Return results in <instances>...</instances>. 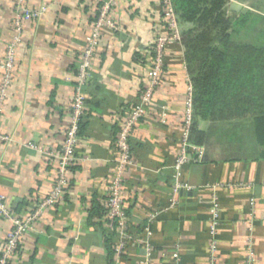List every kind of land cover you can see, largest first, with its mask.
<instances>
[{"label":"crops","instance_id":"1","mask_svg":"<svg viewBox=\"0 0 264 264\" xmlns=\"http://www.w3.org/2000/svg\"><path fill=\"white\" fill-rule=\"evenodd\" d=\"M100 2L28 0L30 7L47 6V11L24 23L12 83L0 112V134L9 138L0 140V194L15 210L22 200L26 204L43 200L54 186L56 158L28 144L55 155L61 150L75 95L77 58ZM114 17L119 29L102 31L93 59L80 162L68 174V193L45 210L24 237L15 264H110L104 227L90 211L107 198L121 119L139 102L150 45L165 34L161 0H118ZM14 19V0H0V64L14 39ZM138 56L143 60L137 61ZM3 78L0 70V90ZM187 78L182 42L168 44L156 93V102L168 108L167 121L161 124L155 113H149L131 140L135 165L124 186L130 227L139 234L149 216L158 213L152 226L150 264H209L211 199L216 193L222 207L218 263L246 264L252 239L256 264H264V160H225V147L218 142L214 150L203 147L202 162L191 160L182 171L190 189L182 192L177 206L169 207L173 165L184 132ZM210 126L199 121L200 130ZM252 198L257 202L254 217ZM11 228L9 220L0 218V250ZM177 252L179 260L173 257ZM145 257L143 248L130 246L119 260L113 256V262L142 264Z\"/></svg>","mask_w":264,"mask_h":264},{"label":"built area","instance_id":"2","mask_svg":"<svg viewBox=\"0 0 264 264\" xmlns=\"http://www.w3.org/2000/svg\"><path fill=\"white\" fill-rule=\"evenodd\" d=\"M118 0H102L103 4L94 15L91 34L86 42L84 50L77 58V74L75 95L73 98L69 125L65 133L62 148L58 154L44 151L35 143L28 144V147L44 155L56 158L57 175L51 192L39 202H30L24 206V211L18 212L9 202L6 196L0 194V218L9 220L12 228L0 250V264H15L21 254V247L24 237L35 228V224L49 208L55 207L67 195L70 188L69 172L79 164L80 157L78 149L81 144V122L87 111L88 96L86 88L93 80V59L100 46L102 31L105 28L118 30V24L114 17V7ZM162 15L165 25V34L159 35L150 45L147 55V74L145 85L140 92L139 102L130 108L120 122V131L115 146V170L108 187L107 198L103 202L106 208L105 214L100 218L104 229L115 234L114 257L116 260L122 258L130 246L141 247L146 252L142 264H150L154 252L151 242L152 226L158 213L151 214L142 228L141 233H134L130 227V219L127 213L125 199V182L127 172L134 167V156L131 140L136 129L153 112L161 124L167 121L168 108L160 106L156 102V93L162 82L166 62V48L168 44L181 42L182 30L178 22L173 0H161ZM14 39L8 45L4 63L0 64V70L4 72L0 90V112L5 101L7 91L11 86L13 72L16 67V47L22 40V32L26 21L39 19L46 11L47 6L32 8L28 0H14ZM194 118L193 107V86L187 78V102L184 113V132L181 140V151L173 165L174 175L171 190L169 207L173 208L179 204L182 192L190 189V186L183 182L182 171L191 160L200 163L203 160L205 150L203 147L194 146L190 143V129ZM0 140L8 141L7 136L0 134ZM256 200H251L252 217L256 213ZM222 207L217 194L214 193L211 199V219L209 221V264L218 263V241L217 235L221 226ZM253 219V218H252ZM254 221V220H253ZM179 260V253L173 255ZM246 264H256L254 242L248 240V251Z\"/></svg>","mask_w":264,"mask_h":264},{"label":"trees","instance_id":"3","mask_svg":"<svg viewBox=\"0 0 264 264\" xmlns=\"http://www.w3.org/2000/svg\"><path fill=\"white\" fill-rule=\"evenodd\" d=\"M230 1L173 0L193 86L189 141L210 151L218 142L225 147V160L260 161L264 160V13L233 12L234 18L229 13ZM199 121L210 122V128L200 130ZM23 206L24 200L16 210ZM105 212L104 205L96 204L90 216L101 218ZM102 232L107 237L110 264H114L115 234Z\"/></svg>","mask_w":264,"mask_h":264},{"label":"rangeland","instance_id":"4","mask_svg":"<svg viewBox=\"0 0 264 264\" xmlns=\"http://www.w3.org/2000/svg\"><path fill=\"white\" fill-rule=\"evenodd\" d=\"M232 1H236V0H231L230 4L232 3ZM238 2H240L244 7L250 9V11L252 12L264 13V0H245V1H238ZM255 6H260V10L259 11L256 10ZM229 13H230V16L237 18V15H235L231 11H229Z\"/></svg>","mask_w":264,"mask_h":264},{"label":"water","instance_id":"5","mask_svg":"<svg viewBox=\"0 0 264 264\" xmlns=\"http://www.w3.org/2000/svg\"><path fill=\"white\" fill-rule=\"evenodd\" d=\"M230 10L234 13H242V14H246L250 11V9L244 7L240 2L238 1H232V3L230 4Z\"/></svg>","mask_w":264,"mask_h":264}]
</instances>
